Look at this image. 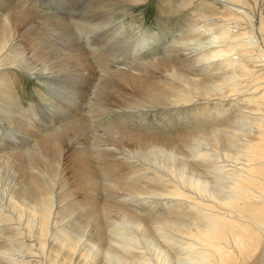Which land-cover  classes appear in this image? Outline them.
I'll list each match as a JSON object with an SVG mask.
<instances>
[{
	"label": "bare ground",
	"instance_id": "obj_1",
	"mask_svg": "<svg viewBox=\"0 0 264 264\" xmlns=\"http://www.w3.org/2000/svg\"><path fill=\"white\" fill-rule=\"evenodd\" d=\"M113 1L122 6L119 10L127 13L150 0ZM89 2L94 8L101 4L100 1L99 4L93 0ZM171 2L176 3L180 12L192 13L185 24L187 29L182 31L185 39L203 41L212 36L214 41H201L204 46L199 49L203 52L196 55L179 53L129 68L102 70L104 75L96 81L92 98L88 100L87 114L92 117L87 122L89 117L84 116V120L81 113H73L79 110L78 107L80 112L83 110L87 97H84V85L86 80L94 81L93 72H88V56L74 40L75 35L65 19L58 14L0 0V116H15L16 120L11 122L14 125L19 123V115L13 110L18 105V96L10 79V66L20 64L28 74L38 77L47 89L45 98L57 95L63 89L66 92L73 90L64 96L66 102L58 100L55 104L61 106L62 122L68 121V124L46 136L42 134L44 132H36V142L31 139L29 143L35 145L28 154L23 150L25 153L0 156V186L5 189V194H10L8 206L12 208L6 210L0 203V224L8 223L10 232L7 236L9 244L3 249L5 253L2 248L6 238L0 245V264H14L12 258L16 257L14 248L17 244L12 238L19 235L26 240L24 247L17 250L18 254L22 253L20 261L16 259L19 264H113L114 261L110 263L106 259L112 248H106V258L99 249L113 245L116 240L110 243L106 232L105 223L109 217L110 222L118 218L132 221L146 228L149 231L146 234L157 232V226L160 225V230L161 225H169V222L170 225L189 223V229L183 235L191 241L189 248L193 252L192 258L189 256L192 260L187 258L188 263L264 264V0ZM100 10L99 15H105L106 19L101 18L97 25L91 26L90 34L95 38L89 37L88 44L109 65L126 54L127 50H123L126 47L122 48L120 42L122 38L118 39L123 35L124 26L114 22L115 11ZM79 19L78 23L81 22ZM85 25L89 26L82 24ZM91 28L84 29L90 32ZM100 29L105 32L98 33ZM98 38L100 46L96 43ZM139 54L135 52V55ZM45 98L44 101H48ZM195 100L201 102L197 106L201 110L199 114L192 112L194 125L189 123L190 118L180 119L179 127L183 125L188 130L180 129L178 133L153 132L146 127L145 130L132 129L129 127L132 122L114 119L120 115L129 119L150 108L173 107L183 111L195 104ZM68 114L70 116L66 117ZM99 117L109 118L108 126L100 124L101 128H95ZM186 142L197 143H192L197 146L189 153L190 149L185 152L183 146ZM202 146L209 147L206 151L212 149L215 152L213 159H207L210 156L202 149L197 150ZM188 154L193 165L189 164ZM152 155L162 161L151 159ZM121 156H129L128 162ZM141 158L149 165L158 163L156 167L161 171L167 168L171 178H167L168 173L160 175L158 170L141 164L145 161ZM130 159L143 166H136ZM177 162L182 163L183 168L191 165L196 171H205L208 175L213 171L214 177L219 179V188L215 186L213 192L207 191L208 181L201 180L204 179L201 171L198 172L203 178L185 180L181 175L185 169L175 170ZM208 167L213 170L208 171ZM98 171L106 176L105 182L100 180ZM7 176L11 181L5 180ZM154 198L167 205L175 202L172 211L166 210L170 213L164 211L167 217L164 212L145 214L147 212H141V207L135 203ZM127 202H132V206ZM187 209H191L193 221L189 218L188 222L183 216L186 219L183 222L182 211L190 215ZM75 210L81 217L77 226L91 228L92 234L84 230L91 236L85 233L80 236L81 232L74 233L71 227H62L66 217L60 216ZM177 225L183 233L184 225L182 230ZM0 235L3 236L1 232ZM127 248L120 249L122 262L119 264H151L146 254Z\"/></svg>",
	"mask_w": 264,
	"mask_h": 264
},
{
	"label": "rangeland",
	"instance_id": "obj_2",
	"mask_svg": "<svg viewBox=\"0 0 264 264\" xmlns=\"http://www.w3.org/2000/svg\"><path fill=\"white\" fill-rule=\"evenodd\" d=\"M10 1L14 4L24 6L26 8H30V9L33 8L32 10H35V11L47 12V13H50L52 15L58 14L59 17L61 15L65 19V23L68 25L69 30L71 31L72 35L73 36L75 35L74 40L76 41L78 46L81 47V49L85 53L86 57L88 56L87 59H88L89 64H90V69L88 72H91V73L93 72L91 77L94 81L86 80V84L84 85L85 88H84L83 93H84V97H86V96L87 97L84 98L85 101H84L83 108H82L83 110L81 109L82 111L80 112L79 111L80 107H78L79 110H77V112L73 113L74 115H80V113H81V117L82 116L83 117L85 116L86 118L89 117L88 119H86L84 117V120L86 119L87 122L90 120V116L92 117V115H90L89 113L87 114V110L89 109V101L88 100H90L92 98L91 94L95 88L96 81L104 75V72L102 70L113 71L116 69V67L118 69L127 68L128 66L132 67V66H136L137 64L138 65L141 63L144 64L148 61L149 62L155 61L154 59L163 58V57H166L167 55H168L167 57H170L173 54L176 55L179 53L196 55V54L203 52V51H200L202 46H204L201 43L202 40H199V38H193V39H189V40L185 39L186 38V36L184 34L185 32H182V31H185V29H187L185 24L188 20H190L189 18L192 16L191 11L180 12L176 3L171 2L172 0H150L149 2H147V4H144V5H141L138 7H134L133 9L128 11L127 13H123L122 10H119L118 8H121L122 6L120 7V5L117 4V2H115L113 0H110V1L109 0H93V3H94V1H96L95 3H98V4L101 2V4H99V5L96 4V6L98 5L97 7L102 9L103 12H104V10H107V12H109V13H114V11H115L117 15L115 16L114 22L120 23L122 26H124L123 27L124 32L122 33L123 35L118 36V39L120 40L122 38L120 40V42H122V45H123L122 48L126 47V48H123V50L126 49L127 50V51H125L126 54H128V53L129 54L126 55L124 53L123 58H120V59L116 58L115 60H112V62H110L109 65H107L108 62L104 61L103 56L102 55L100 56L99 52H96L95 50L91 49L89 44H88L89 43V41H88L89 37L95 38L93 36V34H90V33H92L91 26L97 25V23L102 20L101 18H103V20L106 19L105 15H99V12L101 10L97 7L94 8L95 6H94V4L89 2L90 0L89 1L88 0H10ZM168 1H169V4H168ZM44 3L45 4L48 3V4L46 6H44L45 5ZM90 4L93 6H91ZM102 4H104L105 6ZM41 5H43V7ZM90 6H91V8H90ZM40 7H42V8L40 9ZM45 7H46V9H45ZM47 9H48V11H47ZM63 9H64V11H63ZM95 9H97V10H95ZM125 9H127V8H125ZM42 10H44V11H42ZM197 10L199 12V9H197ZM94 11H97V13L95 12V14H94ZM94 15H95V17H94ZM87 18H88V20H91V22L93 19H95V20L91 23V22H88ZM195 18L197 19L198 17H195ZM77 19H79V21L81 20V22L84 20L83 22L85 24H87V26L89 25L90 27L89 26L88 27L91 28L90 32L87 31V30H89V28L86 27V25L82 26V24H84V23L83 22L78 23ZM71 20H74V21H71ZM77 23H78V25H77ZM130 26H133V28H131ZM82 27L86 28L87 30L82 28ZM81 28H82V30H81ZM83 31H85L86 34L82 33ZM103 31L105 32V29H103V30L100 29L97 32L102 34V33H104ZM213 38H212V36H208L205 38L206 40L203 39L202 42L214 41ZM142 41L144 44L142 43ZM105 42L106 41H104V43ZM139 42L141 44H139ZM197 42L201 43V44H198ZM96 43H98L99 46L101 45L100 38H98ZM125 45H127V46H125ZM195 45H198L199 47H197V46L195 47ZM96 48H99V47H96ZM128 48H129V50H128ZM180 50H181V52H180ZM136 51L140 52V54L138 56L135 55ZM132 59L134 61H132ZM17 65H16V67L10 66L11 70H12V73L10 74V79L13 80V82H14V88L16 91V95L18 96V99H17L18 105L16 107L14 106L15 108L13 107V110L16 111V113L19 115V118L22 119V121H20V119H19V123L18 124L15 123L16 125H14V123H12L11 121L16 120L15 116L12 117L13 119L7 118L6 116H5L6 118L3 116H0V156L1 155H8V154H21V152H24V151L27 152V153L24 152L25 154H28L30 149L32 148V146L35 145V144H33V142L36 140V139L34 140V136H36L42 132H44V133H42L44 136H46L47 133H48L47 135H49L51 133L56 132L58 127H62V126H65L66 124H68V121H65L64 122L65 124L62 122L61 119H64V118H63V112L61 110V106H55V104L58 103V100H63L64 102H66L67 99H63V98H65L66 95L71 94L73 90L72 91L70 90L71 92L70 91L66 92V90L63 89V91H65V92H63L61 90L60 93H57V95H54L52 97L48 95L46 97L48 101H44V98H45L44 93L47 90L46 87L42 84V82H40L38 80V77H35V76L28 74L27 70H24L21 68L20 64H17ZM120 66H122V67H120ZM123 66H125V67H123ZM17 68H20V70ZM93 75H94V77H93ZM89 77H90V75H89ZM87 84H88V86H87ZM58 89L60 90L61 88H58ZM56 92H58V91H56ZM61 93H62V95H61ZM42 96L44 98H42ZM196 97H198V96H196ZM7 101H6V103H7ZM195 101H197V100H195ZM197 102L195 104H191L187 110H183V111L177 110L173 107H169L168 109L167 108H161V107L150 108V110H145V111L141 110L142 111L141 114L138 113L137 115H135L134 117L129 118V119H128V116H124V115L123 116L122 115L116 116V117H114V119L117 118L123 122H127V121L132 122L133 124H131L129 126L132 129L134 128L137 130H145L144 127H146V129L151 130L153 132L178 133L180 129L188 130V128L184 127L183 125H180V127H179L180 119L183 120L184 118L185 119L190 118L189 123L191 125H194L192 112H196V114H199L200 110H201L200 109L201 107H197V106H200L201 102L200 103H199V101H197ZM16 108L18 111L16 110ZM21 111L22 112L24 111V112L22 113ZM78 112H79V114H78ZM119 113H120V111H119ZM20 114H21V116H20ZM69 116H70L69 114L66 115V117H69ZM100 118H103V119H100ZM92 119H97V118H92ZM98 120L101 123H98L99 121L96 122L97 124H95L96 125L95 128H101V125H103L102 127H106V126H108V121H110L109 118H107V117H99ZM121 121H118V123H123ZM105 123H107V124H105ZM62 124H64V125H62ZM23 127L25 130L23 129ZM92 127H93V125H92ZM15 131H16V133H15ZM36 132L38 134H36ZM31 139L33 140V142H31V145H30L29 143H30V141H32ZM192 143H194V142H192ZM192 143L186 142V143H184L185 146H183L181 144L183 146V150L186 152V150L188 151L190 149L188 151V153H189L193 149V147L195 148L197 146V145H194L197 143H194V144H192ZM186 145L189 146L188 149L185 148V147H187ZM191 145H193V146H191ZM207 148L209 149V147H203L202 146V147L197 148V150L202 149L203 150L202 152L208 153V155L210 156V157H207V159L208 158L213 159L215 152L212 149H210L211 151L210 150L206 151ZM194 150L192 151V154L194 153ZM197 150H195V152ZM190 154H188V158H187L189 161V164L191 163V161H190L191 157H189ZM121 157H123V158H121ZM121 157L120 158L122 160L124 159L123 161L128 162L127 157H129V156H121ZM178 157L179 156H177V158ZM179 158L182 159L183 157L180 156ZM141 159L145 160L144 158H141ZM151 159H153V160L156 159L159 162L162 161V158L155 157L154 155H152ZM163 159H165V158H163ZM131 160L132 159H130L129 161H131ZM165 160H167V159H165ZM133 162L136 164V166L141 165V164H145L147 166H150V167L154 168L156 171L158 170L157 173L160 172L159 173L160 175L161 174L166 175L169 172V170L167 168L166 169L163 168V170L161 171L158 168V166L156 167V165L158 164V163H156V161H155V163H156L155 166L153 164L149 165L147 163L148 161H146V160L144 162L141 161L140 162L141 164L139 162H136V161H133ZM163 162H166V161L163 160ZM181 165H182V163L177 162L176 164H174V167H175V170H178V171L185 169V171L184 172L182 171L183 173H181V175L183 176V178H185V180H199V179H201L200 177L203 176L204 179H201V180L202 181L205 180L204 182L208 181L207 182V191L213 192L214 189H216L215 186L217 187L219 179L214 177L215 174L213 175V171H212L213 169L212 168L208 167L209 170L207 169L210 172L212 171V173L209 175L204 173L205 171L202 172L201 170H198L199 172L201 171V174H202V176H201V174L198 171L193 169L194 166H191V165H193L192 163H191L190 167L184 166V164H183V166L186 168H183ZM141 166H143V165H141ZM165 170H166V172H165ZM155 172H153V173H155ZM98 174H99L100 180L105 182V180L107 178L104 175V173L98 171ZM169 174L170 173H168L167 178H171V177H169ZM205 174H206V176H205ZM5 180L7 182L11 181V180H9L8 176L5 178ZM217 188H219V187H217ZM4 190L5 189L0 186V192H1L0 197H2V199H3L1 201H5V202L0 201V203L2 205H4L6 210L11 211L12 208H10L8 206V205H10V203L8 202L9 201L8 197L10 194H8V193L5 194L3 192ZM187 191L191 195H194V196L196 195V193H191L189 190H187ZM103 194H104L103 195L104 197L107 196V194H105L104 192H103ZM197 198L199 199V195L197 196ZM162 199H164V198H162ZM159 200L156 198L151 199V201H150V199L149 200L143 199L142 201H144V202H142L141 200H138L139 203L137 201L135 203L137 205H139V207H141V209H142L141 212H147L145 214H152L153 213L155 215L156 213L160 214L166 210L172 211L174 209L175 202H170L169 203L170 205L169 204L167 205L166 203L161 202ZM127 203H130V205L132 204V202H127ZM135 203H133V204H135ZM7 207H8V209H7ZM168 211H166V213ZM186 211H188V209ZM180 212H178L179 217L181 216ZM166 213L164 212V215ZM168 213H170V212H168ZM182 213L185 214L187 212L182 211ZM188 213H190V215L182 214L181 218L184 216V218L188 219V222H189L190 219L191 220L193 219L194 215L192 214L191 209H189ZM164 215L162 214L163 217H164ZM62 216H63V218L66 217L65 221L63 219L64 222L61 223L63 228L67 229V227H71L72 228L71 230H74V233L78 232V231H79L78 233L81 232L79 234L80 236H82L81 235L82 233L83 234L85 233L86 235L89 234L88 232H90L91 228L88 230L89 227H87V226L84 229H83V225L77 226L78 224L80 225V223H78V220L81 218L79 211L75 210L71 213L65 212V214H62L60 216V218ZM159 216H161V215H159ZM165 217H167V215H165ZM184 218H182L183 222H184V220L186 221V219H184ZM108 219L105 223V228H106V232L109 236L110 243H111V240L112 241H113V239H116V240H114L115 243L113 242V245H109V246L107 245V247H99V249L105 254L104 256L106 258V252H107L106 248H108V247L112 248L111 249L112 252L110 253V257L106 258L110 263H113V261H114L113 264H119V262H122V259H121L122 258V251H124L122 249L123 248L125 249L127 247H128L127 249H134L135 248L136 250L141 251L144 254H146L145 257L147 256L149 258L148 261L151 264H158V263H161V264H189V263H192L191 261L188 263V260H187V258H189V256H191V254L193 253V252H191L192 250H190V248H189L191 245V241L188 240V238L183 236L185 231H187L189 229L188 228L189 223H184L181 225H177V223H175L177 226L182 227L181 230L183 229L182 225H184V230H183L184 232L183 233H180L182 231L178 230L179 227L177 228L173 222H172L173 223L172 225H170L171 222H169L170 223L169 225H167L168 223L161 225L162 226L161 227L162 229H160L161 231L158 230L160 225L157 226L158 229H157V232L155 231L156 234L155 233L152 234L150 232L152 234V236H150V233H148L149 235L146 234L148 231V230H146V228H144V227L142 228V227L134 224L132 221L129 222V221H127V219L124 221L123 218H118L119 220L115 219V220H113L114 222H110V217ZM13 223L14 222H12V224ZM117 223H118V225H117ZM65 225H66V227H65ZM0 226H1L0 232L3 235V236L0 235L1 242L4 241L6 238V242L4 241V247L2 248V251L5 253L6 251L3 249H6L5 247L7 246V243L9 244V242H8L9 238L8 237L10 235V232L8 230V223L0 224ZM14 227H16V226H14ZM85 229L88 232H84ZM117 229H119V230H117ZM6 230H7V232H6ZM133 230H135V231H133ZM14 231H16V230H14ZM11 232H13V231H11ZM113 232H114V234H113ZM90 234H92V232H90ZM90 234L88 236H91ZM157 235H158V237H157ZM88 236H86L85 239H87ZM166 236H168V237H166ZM23 238H24L23 235L15 236L12 238V240H14L15 244H17L15 246V248L13 247L15 250L14 253L16 254V257L12 258L13 259L12 261L14 262V264L18 263L16 261V259H18L19 261L21 259L22 253L18 254L17 250H20L21 246L24 247V245H25L24 242L26 240ZM158 238H160V239H158ZM163 238H165V239H163ZM19 239H20V241H19ZM167 239H168V241H167ZM131 240H132V242H130ZM133 240H134V242H133ZM165 241H167V242H165ZM189 241H190V243H189ZM1 242H0V245L2 246L3 242L2 243ZM168 242H169V244H168ZM176 243H178V245ZM17 246H18V248H17ZM99 249L97 248V250H99ZM17 255H20V257ZM3 256L6 257V255H3ZM5 257H3V258H5ZM147 257H146V259H147ZM191 258H192V256H191ZM191 258H189V260ZM106 261H104V263H106Z\"/></svg>",
	"mask_w": 264,
	"mask_h": 264
}]
</instances>
